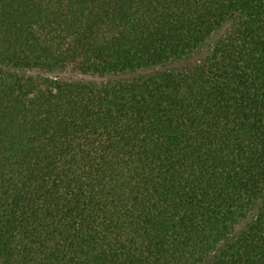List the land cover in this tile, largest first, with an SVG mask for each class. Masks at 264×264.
<instances>
[{"label":"trees","instance_id":"trees-1","mask_svg":"<svg viewBox=\"0 0 264 264\" xmlns=\"http://www.w3.org/2000/svg\"><path fill=\"white\" fill-rule=\"evenodd\" d=\"M0 264H264V0H0Z\"/></svg>","mask_w":264,"mask_h":264},{"label":"rangeland","instance_id":"rangeland-1","mask_svg":"<svg viewBox=\"0 0 264 264\" xmlns=\"http://www.w3.org/2000/svg\"><path fill=\"white\" fill-rule=\"evenodd\" d=\"M205 49H206V47H203L200 51H198V52H196V53H194L188 57H185L181 60L169 63V64L162 66V67H156L153 69H149V70L145 71L144 73H148V72L154 73V72H158V71H161L163 69H166V68L188 69L193 64H195L197 61H199L202 58ZM66 75L73 78V79L97 80V78H94L91 76H82V75H77V74H66ZM133 76H136V74H125V75L119 76V77L120 78H129V77H133ZM116 77H118V76H116ZM116 77L112 76L110 78H116Z\"/></svg>","mask_w":264,"mask_h":264}]
</instances>
